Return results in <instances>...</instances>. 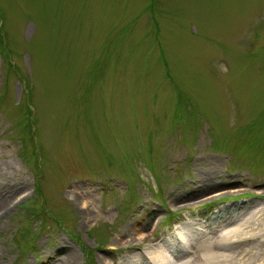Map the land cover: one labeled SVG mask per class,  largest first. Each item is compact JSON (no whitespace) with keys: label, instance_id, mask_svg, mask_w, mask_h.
<instances>
[{"label":"rangeland","instance_id":"1","mask_svg":"<svg viewBox=\"0 0 264 264\" xmlns=\"http://www.w3.org/2000/svg\"><path fill=\"white\" fill-rule=\"evenodd\" d=\"M148 2L0 0V264H126L263 213L264 0Z\"/></svg>","mask_w":264,"mask_h":264},{"label":"bare ground","instance_id":"2","mask_svg":"<svg viewBox=\"0 0 264 264\" xmlns=\"http://www.w3.org/2000/svg\"><path fill=\"white\" fill-rule=\"evenodd\" d=\"M206 187L204 182H200L199 188L193 190V193L189 192L188 196L203 194L208 190ZM262 212H252L243 217L239 213L234 215L230 210H225L222 214L214 213L206 220L204 232L198 233L192 228L181 227V232L177 231L171 237L163 239L164 244H152L144 250L133 248L139 251V255L136 257L133 254V258L126 264H264V254L261 251L264 247V228L259 232L253 230H257L254 228L256 219L260 222L259 227L264 226V211ZM147 227L144 231L135 228L127 242H144L152 238L155 235L152 225L148 224ZM185 230H192V233L188 234Z\"/></svg>","mask_w":264,"mask_h":264},{"label":"trees","instance_id":"3","mask_svg":"<svg viewBox=\"0 0 264 264\" xmlns=\"http://www.w3.org/2000/svg\"><path fill=\"white\" fill-rule=\"evenodd\" d=\"M148 5H149V10H150V8L152 9V10H154L155 11V9L157 10V6H158V4H157V0H149V2H148ZM0 19L2 18V20L4 21V19H3V14H2V12H3V10L0 8ZM150 13H152V12H150ZM158 23V21L156 22V19H155V26L157 27V28H159V24L158 25H156ZM0 29H2V26L0 27ZM1 32V31H0ZM24 80V84H26V87H28V85L29 84H31L32 83V81L28 78V80L26 81L25 79H23ZM26 82V83H25ZM27 92H28V94H29V96H30V90H29V88H27ZM29 97L27 96V99H28ZM30 98H31V96H30Z\"/></svg>","mask_w":264,"mask_h":264}]
</instances>
